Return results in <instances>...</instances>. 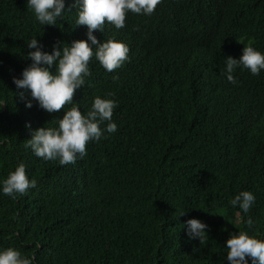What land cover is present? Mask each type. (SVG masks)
I'll return each mask as SVG.
<instances>
[{
    "label": "trees",
    "instance_id": "1",
    "mask_svg": "<svg viewBox=\"0 0 264 264\" xmlns=\"http://www.w3.org/2000/svg\"><path fill=\"white\" fill-rule=\"evenodd\" d=\"M73 4L65 0L64 19L43 26L26 0H0V180L21 162L36 180L24 195L0 194V248L33 264H227L230 233L264 238V74L237 68L236 84L222 74L225 57L238 58L244 46L264 54V0H160L150 15L127 12L121 29L106 22L103 33L94 30L99 41L126 44L128 59L112 72L90 59L73 101L83 114L94 96L114 99L117 131L61 165L25 147V123L56 127L71 105L26 108L12 77L31 63L23 56L29 39L49 52L86 39ZM174 49L190 57L173 61ZM198 52L207 68L191 57ZM209 137L220 139L207 147ZM242 190L255 196L252 227L229 205ZM189 218L208 226L201 243L185 234Z\"/></svg>",
    "mask_w": 264,
    "mask_h": 264
},
{
    "label": "clouds",
    "instance_id": "2",
    "mask_svg": "<svg viewBox=\"0 0 264 264\" xmlns=\"http://www.w3.org/2000/svg\"><path fill=\"white\" fill-rule=\"evenodd\" d=\"M160 3V0H74L76 10L75 25L86 26V39L72 40L71 43H54L51 51L42 50L45 46L36 38L26 41L27 51L24 58L31 61L20 72L19 78L13 76L15 96L24 103L26 108L37 106L48 113H54L65 105H71L63 111L62 117L56 121V127L31 128L30 139L25 147L30 148L33 155L44 161L58 160L59 164L74 163L77 158L86 155V144L89 141H99L104 133H115L117 124L112 120L113 110L117 104L114 99L94 96L90 107L82 114L79 105L73 101L74 92L85 84V77L91 73L88 67L93 57L107 72L119 68L128 59V46L116 38L101 39L94 35V30L103 33L105 23L115 29L125 26V15L131 11L135 14L150 15ZM28 9L32 10L35 20L40 25H57L63 20L65 0H26ZM173 61H181L188 56L183 54L180 60L178 49H174ZM192 58H197L207 68L208 56L198 52ZM177 65V64H174ZM178 66V65H177ZM237 68L247 69L252 75L264 74V54L251 44L244 46L238 58L225 57L222 74L229 83L236 84L234 71ZM111 95V94H109ZM5 104L0 101V109ZM105 124L104 128L100 125ZM220 137H209L206 146L219 142ZM225 142L219 154L225 162ZM260 154L253 153L248 159L257 163ZM251 164V165H252ZM36 187V180L26 175L25 165L19 163L14 171L0 180V194L14 198L24 195L28 189ZM255 202L251 191L242 190L229 200V205L238 207L245 214L244 224L252 227L254 220L247 216ZM184 214V211L181 215ZM182 227L189 240L205 239L207 225L197 218L187 219ZM227 250V264H264V238L249 235L246 231L230 233L224 242ZM0 264H33L29 258L12 248H0Z\"/></svg>",
    "mask_w": 264,
    "mask_h": 264
}]
</instances>
